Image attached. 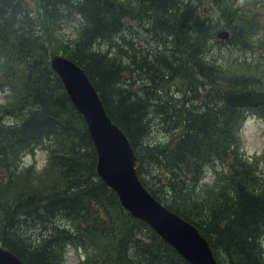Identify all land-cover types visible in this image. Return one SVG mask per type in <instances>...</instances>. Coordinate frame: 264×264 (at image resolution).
Instances as JSON below:
<instances>
[{"label":"trees","instance_id":"obj_1","mask_svg":"<svg viewBox=\"0 0 264 264\" xmlns=\"http://www.w3.org/2000/svg\"><path fill=\"white\" fill-rule=\"evenodd\" d=\"M262 7L0 0V245L24 264H64L69 248L81 264H187L96 177L85 127L48 65L62 55L126 137L146 191L206 238L218 264H264V149L250 161L239 151L243 121L264 122ZM126 20L157 48L128 39ZM220 31L226 41L213 38ZM155 127L167 142H147ZM36 148L40 171L22 165Z\"/></svg>","mask_w":264,"mask_h":264},{"label":"water","instance_id":"obj_2","mask_svg":"<svg viewBox=\"0 0 264 264\" xmlns=\"http://www.w3.org/2000/svg\"><path fill=\"white\" fill-rule=\"evenodd\" d=\"M228 36V32L220 31L213 38L225 41ZM48 65L85 127L95 152L96 177L115 195L121 209L149 228L187 264H218L206 238L141 185L126 137L106 115L82 69L61 55L50 56ZM0 264L24 263L0 245Z\"/></svg>","mask_w":264,"mask_h":264},{"label":"rangeland","instance_id":"obj_3","mask_svg":"<svg viewBox=\"0 0 264 264\" xmlns=\"http://www.w3.org/2000/svg\"><path fill=\"white\" fill-rule=\"evenodd\" d=\"M22 3L26 6L28 9L34 8L35 0H21ZM209 1V0H208ZM253 0H234V7H238L244 4L252 5ZM205 5V2H204ZM253 8V6H252ZM264 20V7L260 9V21ZM77 19H70V22L66 25H61V27L58 29L60 34L62 35V38H72L73 36V22L76 23ZM125 28H126V37L128 39H134L139 41L142 44H145L147 46H155L157 48V41H154L153 39H149L146 34H144L139 28V26L136 24L134 20H126L125 22ZM57 29V28H56ZM216 47H211V49H218L221 50V52L225 55L236 53V50L232 47L228 46H222V45H215ZM139 47V46H138ZM242 54V53H240ZM125 61V60H124ZM135 79V77H133ZM133 80V79H132ZM171 91L173 90V87H171ZM2 94H0V101ZM147 142L149 143H165L167 142L166 134H162L161 131L158 130V128H152L150 130V134L148 136ZM239 151L243 154V156L246 158V160L250 161L251 157L258 156L264 149V122L260 121L258 119H255L253 117L246 118L239 130ZM46 158L45 151L40 150L39 148H36L33 152L25 155L22 160L23 167H31L35 171H40L43 167L44 160ZM262 165V163L260 164ZM211 173L206 175L204 177V182L209 183L211 181ZM261 245L264 249V237L261 240ZM82 263V257L78 252H75L72 249H66L65 256H64V264H81Z\"/></svg>","mask_w":264,"mask_h":264}]
</instances>
